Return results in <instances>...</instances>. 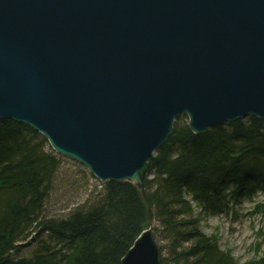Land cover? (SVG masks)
Here are the masks:
<instances>
[{
  "label": "water",
  "instance_id": "obj_1",
  "mask_svg": "<svg viewBox=\"0 0 264 264\" xmlns=\"http://www.w3.org/2000/svg\"><path fill=\"white\" fill-rule=\"evenodd\" d=\"M181 114L264 120V0H0V118L142 194ZM132 180H135L132 182ZM152 228L120 264H162Z\"/></svg>",
  "mask_w": 264,
  "mask_h": 264
},
{
  "label": "trees",
  "instance_id": "obj_2",
  "mask_svg": "<svg viewBox=\"0 0 264 264\" xmlns=\"http://www.w3.org/2000/svg\"><path fill=\"white\" fill-rule=\"evenodd\" d=\"M61 161L35 130L0 120V264H120L148 222L162 264H238L199 225L229 201L264 196V120L248 117L196 135L179 117L148 160L146 202L132 183L110 181L66 217L46 218ZM254 209L264 221V203ZM33 233L35 252L10 257L13 242ZM246 264H264V252Z\"/></svg>",
  "mask_w": 264,
  "mask_h": 264
},
{
  "label": "rangeland",
  "instance_id": "obj_3",
  "mask_svg": "<svg viewBox=\"0 0 264 264\" xmlns=\"http://www.w3.org/2000/svg\"><path fill=\"white\" fill-rule=\"evenodd\" d=\"M179 117L187 119L185 114H181L177 118ZM248 117L252 116L246 118ZM20 124L30 127L28 124ZM61 160V168L56 174L44 208L43 216L46 218L66 217L76 207L86 203L92 195L95 197L101 183H104L95 179L81 163L64 156H61ZM256 203H264L262 194L257 193L250 199L244 197L234 203L229 201L224 213L203 217L199 225L200 231L206 236L214 238L219 250L230 253L238 264L251 263L264 252V221L263 217L255 212ZM149 225L151 228L154 226L151 222ZM34 237L33 233L27 239V243L30 242L32 248H35L36 245V242L31 241V238ZM25 248L27 251L24 252V255L30 256L31 253L28 251L32 249L29 246H25Z\"/></svg>",
  "mask_w": 264,
  "mask_h": 264
},
{
  "label": "bare ground",
  "instance_id": "obj_4",
  "mask_svg": "<svg viewBox=\"0 0 264 264\" xmlns=\"http://www.w3.org/2000/svg\"><path fill=\"white\" fill-rule=\"evenodd\" d=\"M187 122H188V118H187ZM173 128V127H172ZM38 133V132H37ZM40 134V133H39ZM41 135V134H40ZM43 137V136H42ZM44 138V137H43ZM45 139V138H44ZM46 140V139H45ZM47 141V140H46ZM166 142V141H165ZM47 143H48V141H47ZM48 145H49V143H48ZM49 147H50V145H49ZM51 148V147H50ZM51 150L54 152V150L51 148ZM57 154V153H56ZM59 157H61L62 155H59V154H57ZM133 181H135V180H132V182ZM21 238H23V237H21ZM27 239L26 240H19V239H17L16 241H14L13 242V246L15 247V248H13V250H10V252H9V256L10 257H12V258H19V259H24V258H29L30 256H31V254L32 253H34L35 252V250H33V248L31 247V243L29 242V243H27ZM25 246H29V248H31L32 250H30L29 249V251H28V253H31L30 254V256H27V255H24L25 253L24 252H26L27 251V247L25 248ZM129 250V249H128ZM127 253V252H126ZM160 256H161V254H160ZM161 262H162V260H161Z\"/></svg>",
  "mask_w": 264,
  "mask_h": 264
}]
</instances>
